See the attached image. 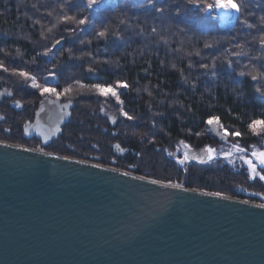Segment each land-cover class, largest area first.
Segmentation results:
<instances>
[{
	"label": "water",
	"instance_id": "water-1",
	"mask_svg": "<svg viewBox=\"0 0 264 264\" xmlns=\"http://www.w3.org/2000/svg\"><path fill=\"white\" fill-rule=\"evenodd\" d=\"M103 171L0 146V264H264V208Z\"/></svg>",
	"mask_w": 264,
	"mask_h": 264
},
{
	"label": "trees",
	"instance_id": "trees-1",
	"mask_svg": "<svg viewBox=\"0 0 264 264\" xmlns=\"http://www.w3.org/2000/svg\"><path fill=\"white\" fill-rule=\"evenodd\" d=\"M53 1L0 0V43L7 46L0 48V54L2 51H11L13 56L5 59L6 66L11 67L13 63L10 62H14L15 69H25L30 75L45 82L47 72L44 74V71L49 64V56L44 61V50L55 48L52 46L55 39L66 36L70 39L72 35L79 37L80 31L86 29V25L80 22L85 20H79L82 19V13L84 17L90 18L92 15V23L102 22L107 14L106 11L99 13L98 8L92 10L93 7L88 5L89 1L83 0L80 3L82 7L79 5L70 10L69 14L74 20L69 22L68 18L63 22L55 7L58 3L63 4L64 0H58L57 3ZM106 1L123 6L126 11L129 9L130 18L127 19H130V27L129 30L124 28L126 31L123 32L118 29L113 40L96 41L100 43L98 51L100 47L105 48L106 44L108 49L113 50L110 54L115 56H109L108 64L99 61L96 68L93 62L99 52L94 56L85 55L84 58L88 57L87 63H92L87 67H91L93 72H89L88 68L81 69L85 73H79L80 82L85 85L102 83L110 86L113 81H123L121 79L125 78L124 82L129 88L123 92L121 99L127 112L134 118L153 117L157 128L169 124L157 120L159 117H166L167 113L178 117L175 121L177 124L188 122L197 125L200 124L199 121L217 117L223 124L232 127L236 125L233 128L236 132H243L244 125L252 120L264 119L263 103L258 100L248 103L247 99H243L246 94L244 89L255 95L254 88L257 84L251 81V76H264V0H232L237 6L238 15L236 24L230 30L220 28L213 16L203 17L204 11L194 8L199 0H151L146 5L144 0ZM145 6L150 9L147 10ZM140 31L148 39L146 51H141V45L137 44L136 38L140 37ZM125 37L126 44H123ZM13 38L15 46L10 45ZM78 40L80 39H76ZM224 44L231 48L226 50ZM78 46L75 45L70 53L77 55V48L86 51L85 53H88L87 49L95 48L88 43H78ZM68 48L63 50L66 52ZM56 51L57 56L53 57L65 67L67 57L64 51ZM118 51L123 52V55ZM16 52L18 55H15ZM132 66L136 67V71H132ZM56 67L49 72L56 73ZM232 70L235 73H248L251 70V73L241 83L236 76L235 84L231 82L235 75H230ZM170 85L173 86L172 89ZM75 86L74 81L72 88ZM258 89L263 90L259 85ZM263 93L264 91L257 97L262 98ZM131 97H136L137 100L131 102ZM121 107L120 105L119 108ZM182 117L183 120L179 119ZM73 121L71 119V123ZM144 127L146 133L150 134V128ZM173 130L176 131L175 128ZM178 131L183 132V129Z\"/></svg>",
	"mask_w": 264,
	"mask_h": 264
},
{
	"label": "bare ground",
	"instance_id": "bare-ground-1",
	"mask_svg": "<svg viewBox=\"0 0 264 264\" xmlns=\"http://www.w3.org/2000/svg\"><path fill=\"white\" fill-rule=\"evenodd\" d=\"M225 2L219 1L218 3V8L221 11L220 17L226 20L233 18L234 20L233 16L235 15L233 14V9L229 7H219L220 4H227ZM110 4L112 3L107 2L108 6ZM16 9L19 11L18 8ZM236 22L237 20L233 23ZM218 24H220V22ZM123 57L125 56H122V58ZM132 68V71L136 69V67L133 66ZM19 71L26 72V70L22 68L15 69V72ZM46 72L47 71H44V74ZM50 73L51 72L49 71L47 72L46 79L47 82L50 83L48 84L49 86H54V79L60 80L61 78L56 75L55 72V78H49ZM70 75L73 76L72 74ZM131 76L134 77V74H131ZM7 80L11 81L9 87L2 85L7 82L6 80L0 79V113L5 110L8 114H3L2 120L0 121V146L27 153L44 155L47 158H55L59 161L74 162L88 167L97 165V167L93 168L147 183L152 179H156L162 184H180V189L173 190H183L201 195L208 193V195L216 197L219 200H224L225 202L243 203L252 207H254V205H264L261 203L262 200H260V198H264V196H250L248 194V197L251 198L250 200L240 196L239 193H247V186L245 184H240L238 187H228L226 190L220 189V191L198 190L196 185L189 184L188 182L181 180L179 177L177 178L174 175V167H169L166 164L164 167H161L160 164H162V160L160 157V148L165 149L169 147L170 145L167 144L173 139L167 138L163 142L161 141L157 144L159 147L154 150L151 146L154 141V138H152L153 134L151 133L154 132L151 131L157 128V124L155 123L156 120L153 117L134 118L133 121L124 119L120 115V106L113 105L112 103H104L103 101L105 100L100 99L99 96L89 95L87 97V93H82V90L87 89L89 84L85 85L84 88H80L79 84H77L71 92V95L73 96V98H70L71 100L64 99V101L60 98V100L57 101L55 96L46 94L41 97L39 91L32 88H30L29 92L27 91L25 93L23 90H25V87H27L26 84L30 83V81L26 82L23 78H15L12 75L11 77H8ZM121 80H123V82L124 80L126 81L125 78H122ZM21 83H23L24 86H21ZM9 92H11L12 95L9 96ZM9 97H12L13 100L11 107V103L7 100ZM135 98L136 97L132 98L131 102L136 101L137 99ZM23 102L33 104H24L20 108L16 107L17 103ZM69 103L71 106L68 109H62L60 107V105ZM132 104L133 103H130V105ZM121 106L126 110L125 103ZM13 108L15 111H20L19 113H22L25 116H23L21 120H16L12 117V114L14 115L15 113ZM167 114L166 117H159L157 120L162 122L164 118H167V120L165 119L166 122L174 126L173 128L177 126L182 127L183 129V134L180 135L176 133L177 136H180H178V138H176V136L173 142L181 140L190 146L195 147V144L190 143L193 139L188 136L190 135L194 137V134H191L192 132H195L196 129L187 127L186 125L189 124L188 122L175 123V121L178 120V117L173 116L172 113ZM65 117H67L65 119L66 122L63 123ZM71 119L74 120L72 123ZM113 120L115 123L112 122ZM184 120H187V118ZM69 126L73 127V129L68 133L67 128H69ZM96 126L100 127L102 132L108 133L107 143L105 142V144H103L102 140H95L98 134H94L93 131L95 130L92 128ZM144 126L150 128V134L146 133L147 131ZM213 126V128H216V126L218 127V125ZM88 130H90L91 133H88ZM139 132H141L139 135V140L141 142L135 138L139 137ZM197 138L199 137L197 136ZM218 138L220 137L218 136ZM195 139L196 136L194 137V140ZM23 149H27V151H24ZM141 150L143 152H141ZM145 151H148V155H144ZM156 151H158V153H156ZM190 155L195 156L192 152H190ZM155 156L157 161L153 163L152 161ZM196 157L198 156L196 155ZM199 157H203L206 160L207 153L202 151ZM150 169L152 170L150 171ZM123 173H127L128 175H123ZM138 177H144V180L137 179ZM223 182L226 186L231 183V181L228 180H224ZM254 199H259L260 202L254 201Z\"/></svg>",
	"mask_w": 264,
	"mask_h": 264
},
{
	"label": "rangeland",
	"instance_id": "rangeland-1",
	"mask_svg": "<svg viewBox=\"0 0 264 264\" xmlns=\"http://www.w3.org/2000/svg\"><path fill=\"white\" fill-rule=\"evenodd\" d=\"M59 1H61V0H59ZM81 1H83V0H64L63 4L58 3V5L55 8L57 9V12H60L59 17L61 18V21L64 22L66 19L69 18V22H72L70 20L71 19L74 20V19L70 16L69 13L72 11V9L74 10V8H77L80 5ZM84 1H89L88 5H89V7H93L92 10H94V9L96 10V8H98L97 10L100 11L99 13H101V12L103 13L104 11H106L105 14L107 13L106 14L107 16L105 15V19H102V22L92 23V18H91L92 15L89 18V16L84 17L85 15H83V13H82V19H79V20H85V21H83L84 22L83 24L86 25L85 27L87 30L82 29L80 31L79 37L72 35L70 37V39L66 36L64 38H59V39L54 40L52 46L55 48H54V50L51 49V52H49V54H48L49 58L47 59V64L48 63L49 64H48V66H46V65L45 66H46L47 72L51 71L50 69H53L56 66L58 67V68L56 67L57 68L56 75L60 76L61 79L60 80L54 79L55 81H53L54 82L53 87H57L58 90H61V91L63 90L64 87H68V86L72 87V85H74L75 79H76L75 85H77L78 84L77 80L78 81L81 80L80 74L85 73L84 71H81V69L84 68L83 70H86L88 68L87 66L92 65V63L90 64V62L87 63L86 60L88 59V57L87 58H84V57H85V55L88 56L89 54H92V56H94L93 54L97 53V51H98L97 47L100 44L99 42H96L97 40H102V41L103 40H105V41L106 40H108V41L113 40V38H115V36H116L115 33L118 29H121V31L123 32V31L129 30V27H130V25H129L130 19H127V18H130L129 17L130 16L129 9L126 11L125 7L120 6L117 3H114V5L110 4L108 6L106 0H84ZM144 1H145V5H146L147 2H149L151 0H144ZM193 1L197 2V0H193ZM219 1H224V2L226 1L225 3L232 5V7H229V8L233 9V14L235 16H233V15L232 16L234 17V20H233V18L226 20V19H223L222 17H220L221 11L218 8ZM53 2L57 3L58 0H54ZM108 3H110V2H108ZM198 3L199 4H197L194 8L204 11L205 16H203V17L213 16L218 21V22H216V24L220 22V24L218 25L220 28H222L224 30H230L234 27V24H236L233 22L235 20H237L238 9H237V6L235 5V3L232 2V0H199ZM138 5H141V3L138 2ZM80 7H82V6L80 5ZM108 8H109V10H108ZM144 8H147V10L150 9V7H146V6ZM116 19H118V20H116ZM124 19H126V20H124ZM80 22H82V21H80ZM117 23H119L120 26ZM74 24L76 25L75 21H74ZM117 26H119V27H117ZM121 27H123V29ZM124 28L126 30H124ZM101 32L104 33V36H102V37L98 35ZM139 33L141 35H140V37L136 38L137 42H138L137 44L141 45V48H142L141 51L142 50L146 51L147 47H148L147 36L142 31H140ZM76 39H80V40L76 41ZM56 40H60L61 43L59 45H56L55 44ZM14 41L15 40L13 38V41L10 45L15 46V43H13ZM78 43H88V45L91 44L95 48L87 49L88 53H85L86 51L84 52V50H80L79 48L75 49L76 51H78L77 55L70 53L72 48L73 49L75 48L74 47L75 45L78 46ZM122 43L126 44V37H125L124 41H122ZM8 46H9V44H8ZM106 46L107 45L105 44V48L104 47L99 48L101 52L98 51L99 54L93 62V65L96 64V68H98L97 65L99 64V61L103 62L104 64H108L109 63L108 62L109 56L112 58L115 56V55L110 54V51L113 52V50L108 49V47H106ZM224 46H226V50L231 48L225 44H224ZM67 47H69L68 48L69 50H67L65 52V50H63V49H66ZM0 48L4 49V48H7V46L4 45V43H0ZM56 50L64 51L63 53L67 57V59H65L66 64H67L65 67L58 64L55 57H53V56H57V53H55ZM108 50H109V53L107 52ZM263 50H264V48H263ZM46 51H47V49L44 50L43 55H42L44 61H45V58L47 57L44 55V53ZM5 52H7V53H5ZM102 52H104V53L101 54ZM118 52L120 53V51H118ZM11 53H12L11 51H4V53L2 51V53L0 54V57H1L0 58V64H2L5 68L8 69V72H6L7 74L5 73V71L0 70V79H4L8 83H10L11 81L10 80L8 81L7 78L11 77L13 75L12 73L15 72V68H16L15 67L16 64L14 62H10V63H13L11 65V67H9L10 65L6 66V60L5 59H7V58L11 59L10 57H13ZM263 53H264V51H263ZM120 54L123 55V52H121ZM15 55H18V53L16 52ZM90 59H91V57H90ZM101 65H102V63H101ZM105 73L107 74V72H105ZM241 73H243V76H241ZM241 73H239V72L235 73V71L232 70L230 75L231 74H235V75L232 76L231 82L236 84L235 77L237 76V79L239 78V83H241L243 80H245L247 77H249L251 70H249L248 73H246V72H241ZM70 74H72L73 76H77V77L79 75L80 76H79V78H77V77L71 76ZM13 76L15 78H21L18 75H13ZM35 77L36 76H34V78ZM35 79L41 85L45 84V81L43 79H41V78L40 79L35 78ZM116 83L117 82L113 81V83L110 86L115 88ZM256 84L257 85H255V88H254L255 95L253 93L249 92L248 90L244 89L246 94L244 95L243 99H247L248 103H250L251 101L255 102L256 100H258L259 103L264 104V93L261 94L262 98L257 97L261 92L264 91V89L263 90L260 89L259 92L257 91L258 85H259V87H261V84H264V80H261L259 78V80H258V82H256ZM51 85H53V84H51ZM91 85H92V83L88 85L89 87L87 89H83L82 93H87V95H86L87 97L89 95L90 96H93V95L98 96L94 91L91 90V88H90ZM21 86H24L23 83H21ZM172 88H173V86L170 85V89H172ZM25 89L28 90V92L30 91V87H25ZM116 90L122 94L121 95V98H122V96L124 94L123 92L126 89H116ZM89 93H92V94H89ZM249 93H251V94L249 95ZM77 94H78V92H77ZM71 97L73 98V96L70 93L69 95L62 96L61 99L71 100L70 99ZM99 98L102 100H105V101H103L104 103H112L113 105H117L111 97H108V98L99 97ZM75 99H77V98H75ZM118 106H120V105H118ZM179 108H180V106H179ZM180 111H181V109H180ZM165 119L167 120V118H164L162 122L166 123ZM179 119L183 120V117L179 118ZM218 119L220 120V125H218V127L215 125L216 128H213L214 126L207 125L205 123L206 120L205 121H199L200 124H197V125L196 124H193V125L187 124L186 125L187 127H189V128L192 127V129L193 128L196 129V131L192 132V134H191V135L194 134V137L196 136L195 140H194V137H192L190 135L188 136V137H191L193 139V140H191L190 143L195 144L196 146L193 147V146H190L188 144L189 149H187V150L183 148V144H187L184 141L176 140V142L175 141L173 142L174 138L177 136L176 133H174V132H178L177 134L181 135L183 132L178 131V129H181L182 127L175 126L176 131H174L173 130L174 126L167 124V125L160 126V127L156 128L155 130H152L151 132H154V133H151V134H153L152 138H154V140L157 138L156 142L153 141V143L151 144V146L154 150H156L159 147V146H157V144H159L160 141L163 142L167 138L173 139L167 144V145H170L169 147H167L165 149L160 148V157L162 160V164H160L161 167H164L165 164L169 167H174L173 168L175 170L174 175L177 178L179 177L181 180H184V181L188 182L189 184L196 185L198 190L220 191V189L226 190L228 187L229 188L230 187H238L240 184H245L248 188L247 193H244V192L239 193L241 197L247 198L248 200H250L251 198L248 197V194L250 196H252V195H258L260 197L264 196V192L262 194H256L255 192H253L254 190L250 191V189H254V187H256V188L259 186L262 187L264 185V181H261L259 178L250 179L249 178V171H248L246 165L240 159L241 155H244L246 158H250V154L252 151H257V152L264 151V132H262L260 135H254L248 127L249 123L251 122L250 121L247 125H244L243 132H240L241 136H239V137L229 136L226 139H220V138H218L217 133L220 131L221 126L226 128L230 132H234L233 128H235L236 125H234L235 127H232V125L223 124L221 119L220 118H218ZM86 128H88V127H86ZM92 129L95 130V131H93L94 134L95 133L98 134V136H96L95 140H102L103 144H105V142L106 143L108 142V137H107L108 133L102 132L100 127H97V126L93 127ZM215 129H216V132H215ZM88 131H90V130H88ZM140 133L141 132L138 133V136L140 135ZM180 135H178V136H180ZM178 136L176 138H178ZM197 136L199 138H197ZM135 138H140V136L135 137ZM237 144L240 147L245 149L244 153H239L236 150V148L233 145H237ZM207 147H211L215 150V152H214L215 159H213L211 161L204 159L205 160L204 163H200L198 160H191V159L188 162H186V164H178L177 163V161L183 159V154L185 151L192 152L193 154H195V156L197 155L199 157V155L201 154L202 151L204 153H206L204 150ZM141 152H143V151L141 150ZM156 153H158V151H156ZM228 154H230V155H228ZM144 155H148V151H145ZM225 156H227V158H225ZM156 161H157V158L155 156L154 160L152 162L155 163ZM151 170L152 169H150V171ZM211 175H213V176H211ZM224 180L225 181L226 180L231 181V183H229L226 186L225 183L223 182ZM263 199L260 198V200H262V202H261L262 204H264ZM254 201H259V199H254Z\"/></svg>",
	"mask_w": 264,
	"mask_h": 264
},
{
	"label": "snow or ice",
	"instance_id": "snow-or-ice-1",
	"mask_svg": "<svg viewBox=\"0 0 264 264\" xmlns=\"http://www.w3.org/2000/svg\"><path fill=\"white\" fill-rule=\"evenodd\" d=\"M219 7H232L230 4H220ZM82 24L84 23L83 21L81 22ZM99 36H104V33L101 32L98 34ZM61 43L60 40H56L55 44L59 45ZM49 52H51V49L46 51L44 53L45 56H48ZM0 70L8 72V69L5 68L2 64H0ZM207 70V69H206ZM89 72H93V69L91 67L88 68ZM13 75H18L19 77L23 78L24 81H30V83L26 84L27 87H30L34 90L39 91V95L41 97L47 95L55 96L56 100L59 101L62 96L69 95L72 91L73 88L71 86L64 87L63 90H58L57 87L49 86L47 82L45 84L41 85L40 83L37 82V80L34 78V76L30 75L28 72L25 71H19V72H13ZM241 76H243V73H241ZM49 78H55V73H50ZM261 80H264V76L260 77ZM251 81L253 83L258 82V77L256 75L251 76ZM79 84L80 88H84L85 84L77 81ZM129 85L126 82L123 81H117L115 88L112 86H108L102 83H95L91 85V90L94 91L99 97H104L108 98L111 97L117 105H123V100L121 99V93H119L116 89H128ZM261 88L264 89V84H261ZM259 92L260 89H257ZM8 95H12L11 92L8 93ZM69 104H64L60 105L62 109H68L70 107ZM17 108H20L21 105L19 103L16 104ZM120 115L128 120V121H133L134 117L133 115H130L127 111L121 107L120 109ZM115 123V121H112ZM205 123L209 126L213 125H220V120L217 117H210L206 119ZM249 129L252 131L254 135H260L262 132H264V119H255L252 120L249 125ZM58 130V129H57ZM217 135L220 137V139H226L229 136L232 137H239L241 136L240 132H230L223 126L220 127V131L217 133ZM183 143V142H182ZM236 150L239 153H244L245 149L240 147L238 144L233 145ZM184 149H189L188 144H183ZM24 151H27V149H23ZM207 153V160L211 161L215 159L214 152L215 150L211 147H207L204 150ZM50 155V154H49ZM230 155V154H228ZM227 158V156H225ZM66 159V158H65ZM198 160L200 163H204L205 160L203 157H196L194 155H190L189 151H185L183 154V159L177 161L178 164H185L189 160ZM240 159L243 161V163L246 165L248 171H249V178L250 179H256L259 178L261 181H264V151H252L250 154V158H246L244 155L240 156ZM93 167H97V165H93ZM123 175H128L127 173H123ZM137 179L144 180V177H138ZM148 183L152 185H160L161 187L165 188H172V189H180L181 185L180 184H175V183H167V184H162L160 181L156 179H152L148 181ZM205 195H208V193H205ZM212 195H217V194H212ZM261 208H264V205H260Z\"/></svg>",
	"mask_w": 264,
	"mask_h": 264
},
{
	"label": "flooded vegetation",
	"instance_id": "flooded-vegetation-1",
	"mask_svg": "<svg viewBox=\"0 0 264 264\" xmlns=\"http://www.w3.org/2000/svg\"><path fill=\"white\" fill-rule=\"evenodd\" d=\"M2 85H5L6 87H9L10 85H11V83H8V82H6V83H3ZM1 87H3V86H1ZM9 89H11V88H9ZM25 93L28 91V90H23ZM7 100H9V102L11 103L10 104V107L12 106V102H13V100H12V97H9ZM21 106H23L24 104H30V103H19ZM33 103H31L30 105H32ZM11 111H12V109H11ZM13 111L15 112L14 113V115L12 114V117L13 118H15L16 120H21L22 118H23V116H25V115H23L22 113H19L20 111H15L14 110V108H13ZM11 113H13V112H11ZM3 114H7V112L5 111V110H3V111H1V113H0V121L2 120V117H3ZM8 115V114H7ZM73 126V125H72ZM68 130H67V132L69 133L70 131H72L71 129H73V127H71V126H69V128H67ZM88 133H91L90 131H87ZM70 135V134H69ZM264 186V185H263ZM254 187V189H250V191H253V192H255L256 194H262L263 192H264V187ZM248 189V188H247Z\"/></svg>",
	"mask_w": 264,
	"mask_h": 264
}]
</instances>
